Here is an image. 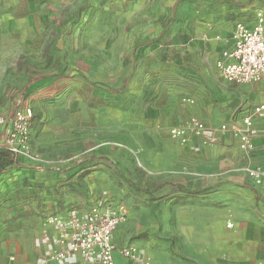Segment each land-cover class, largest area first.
Instances as JSON below:
<instances>
[{"label": "rangeland", "instance_id": "374dc122", "mask_svg": "<svg viewBox=\"0 0 264 264\" xmlns=\"http://www.w3.org/2000/svg\"><path fill=\"white\" fill-rule=\"evenodd\" d=\"M106 1L0 0V109L32 111L27 155L14 161L63 169L102 155L142 189L172 182L206 191L190 204H174L178 193L154 201L101 164L78 176L80 187L16 174L0 183V264H42L46 221L103 200L127 208L122 244L167 252L173 263L215 264L219 223L230 228L239 215V182L226 173L247 175L248 165L231 170L223 156L234 161V154L190 155L168 137L184 112L182 95L205 86L179 63L181 49L132 52L134 37L109 18ZM248 224L239 223V239L250 248Z\"/></svg>", "mask_w": 264, "mask_h": 264}, {"label": "crops", "instance_id": "0c3cea01", "mask_svg": "<svg viewBox=\"0 0 264 264\" xmlns=\"http://www.w3.org/2000/svg\"><path fill=\"white\" fill-rule=\"evenodd\" d=\"M85 1L87 6L90 0ZM105 4L111 15L109 18L122 21L134 40L138 41L132 46V52L149 56L154 45L162 50L167 48V51L181 49L184 57L179 63L189 67L205 86L202 89L196 84L194 90L182 95L184 112L168 128L169 138L171 128L185 125L191 118L200 120L208 128H218L222 124L230 126L232 123L240 124L244 117L251 114L254 106L264 104V80L254 84H229L221 78L215 66L222 52L232 47L235 24L243 23L252 28L255 14L258 11L264 14V0H107ZM162 37H165L166 43H158ZM126 81L123 82L124 86ZM0 113L4 115L1 109ZM252 124L256 135L253 138L254 149L249 154L239 150L237 139L229 133L217 135L216 142L208 146L201 145L200 139H192L187 145L173 141L182 152L190 155H203L208 151L225 155L232 153L234 161L223 156L226 167L231 170L241 164L264 167V119L252 117ZM4 131V127L0 128V143L4 139ZM241 156L245 163H241ZM226 174L239 182L236 184L239 187V215L236 223H230V228L225 227L222 221L219 223L223 240L218 245L215 264H264V181L261 185H255L248 175L234 172ZM183 189L201 191L202 194L197 196H202L206 191ZM167 194L168 190L163 189L157 195L164 198ZM178 194L181 197L174 200L176 205L190 204L197 197ZM239 223H250L245 235L246 241L251 244L250 248L244 246V237L239 239ZM119 227L113 234V244L117 249L133 245L150 259L151 264H179L171 262L167 252L155 254L140 245L122 244ZM44 230L48 239L42 245L41 261L56 247L58 238L57 231L52 227L45 226ZM114 257L117 264H139L121 258L117 252Z\"/></svg>", "mask_w": 264, "mask_h": 264}, {"label": "built area", "instance_id": "2783aa9c", "mask_svg": "<svg viewBox=\"0 0 264 264\" xmlns=\"http://www.w3.org/2000/svg\"><path fill=\"white\" fill-rule=\"evenodd\" d=\"M232 47L222 52L216 62L221 78L229 84H254L264 80V14H255L252 28L236 23L232 33ZM252 117L264 119V104L252 108L251 114L241 123L208 128L200 120L191 118L185 125L169 131L172 140L180 145L200 139L201 145H213L217 135L231 134L238 141V148L245 154L253 151L256 130ZM32 111L29 106L14 109L10 115L0 113V128H5L0 143L13 156L25 157L28 151V137ZM246 173L255 185L264 181V167H247ZM128 219L127 208L116 202L99 201L85 211H74L66 218L53 217L46 221L58 233L56 247L47 255L42 264H117L115 252L121 258L139 264H151L133 245L117 249L113 234ZM47 236V235H46Z\"/></svg>", "mask_w": 264, "mask_h": 264}, {"label": "trees", "instance_id": "16d2710c", "mask_svg": "<svg viewBox=\"0 0 264 264\" xmlns=\"http://www.w3.org/2000/svg\"><path fill=\"white\" fill-rule=\"evenodd\" d=\"M102 88L107 89L110 93L115 94L123 89L124 84L119 91H114L106 86L101 85ZM13 155L3 146L0 145V183L2 180L11 178L13 176L21 175L20 177L27 182H34L44 176L47 180L64 179L70 185H80L77 182L78 176L84 177L90 173V167L94 164L105 165L110 168L122 181L130 187L147 194L150 199L157 200L162 196L157 195L163 189L168 190V195L173 193L186 194L190 197H195L202 194L201 191L185 190L173 183H162L155 187L153 190L142 189L140 186L129 181L120 170L117 169L115 163L108 157L102 155H88L83 158L67 165L63 169H54L47 165H30L26 162L18 163L13 159ZM35 184V182H34ZM165 196V195H164Z\"/></svg>", "mask_w": 264, "mask_h": 264}]
</instances>
